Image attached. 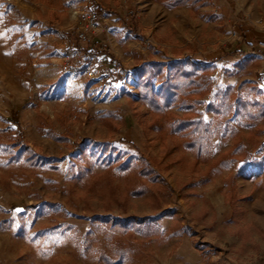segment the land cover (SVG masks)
Masks as SVG:
<instances>
[{
    "label": "crops",
    "instance_id": "1",
    "mask_svg": "<svg viewBox=\"0 0 264 264\" xmlns=\"http://www.w3.org/2000/svg\"><path fill=\"white\" fill-rule=\"evenodd\" d=\"M12 1L27 5L22 0ZM82 1L88 0H62L61 8L48 7L46 17L42 7L35 5L34 9L35 16H40L37 19L39 30L45 31L40 41L50 42L47 46L52 47L60 35L68 43L69 59L65 65L49 50V55L40 61L51 64L33 74L39 81L47 78L44 87L61 94L62 100L66 99V92L75 94L79 85L96 91L100 84L105 93L110 92L112 98L120 99L122 93L137 89L134 69L138 64L154 60L167 62L174 47L181 48L178 60H185L192 47L195 64L212 66L220 85H238L236 75L227 76L223 72L237 70L236 63L243 62L245 77H248L245 79L250 77L257 80L259 89L264 87V0H90L98 14L97 29L80 44L71 30L67 7ZM241 15L245 16V21L238 19ZM257 19H261L262 24H251ZM152 50L162 51L163 58L152 57ZM37 59L38 56L34 60ZM73 73L76 82L67 88L64 81ZM65 118L60 112L48 123L33 111L31 102L19 110L14 129L7 117L0 118L1 132H8L1 134L7 140L0 137V159L1 150L16 136L20 145L29 144L53 158L64 148L57 138L68 139L63 133L71 129L73 134L79 132L78 127L65 123ZM93 126H97L95 121ZM65 144L68 145L67 141ZM250 153L246 161L249 165L237 176L232 195L228 197V192L225 198L218 195L222 185L206 195L204 206L214 212V219L206 221V225H212V230L203 238L202 245L193 241V233L186 230L181 237L172 240L174 235L169 232L167 218H147L157 220L167 239L152 264H264V151ZM226 185L230 183L224 187ZM47 191L43 183L35 189L39 195ZM62 210L65 213L59 212ZM107 218L100 211L94 215L69 211L67 202L61 198H26L0 181V264H60L51 256L43 262L38 241H56L58 237H65L69 245L65 264H90L93 257L84 251V244L75 251L74 243L78 238L84 241L98 235L96 227L104 226ZM133 220L141 221L133 216L120 221L130 224ZM110 222L115 221L110 218ZM96 262L100 263L99 257Z\"/></svg>",
    "mask_w": 264,
    "mask_h": 264
},
{
    "label": "rangeland",
    "instance_id": "2",
    "mask_svg": "<svg viewBox=\"0 0 264 264\" xmlns=\"http://www.w3.org/2000/svg\"><path fill=\"white\" fill-rule=\"evenodd\" d=\"M22 2L27 5L20 6L16 1L0 0V118L7 117L8 121L18 123L19 110L31 102L33 111L38 116L42 115L46 122H53L58 114L63 112L66 115L65 123L78 127L79 132L75 131L73 134L71 129V131L63 133L68 139L60 137L62 141L56 140L64 148H60L53 158L39 153L29 144L20 145L19 143V147L44 157L43 163L32 164L26 161L24 156L11 153L15 148L11 143L8 144L7 149L1 150L0 181L7 183L26 198H61L67 202L69 211L74 213L82 212L94 215L100 211L107 215L105 225L96 227L98 235L94 234L90 238H85L84 241L78 238L77 243H74L75 251L83 247L82 243L84 244V251L89 254V257H93L90 264H96L97 257H99V264H107L104 260L106 253H109L113 260L117 258V254L106 246L104 236L114 232L113 226L123 224L126 226V232H116V237L123 243L125 241L133 243L135 250L127 252L121 257L118 264H138V254L141 257L139 264H152L156 252L167 239L166 232L162 231L157 220H147L149 217L160 216V218L169 219V232L174 235L172 240L181 237L186 230V233H193V241L202 245L203 238L208 235V231L212 230V225H206V221L210 222L214 219V212L211 213V209L204 206V200H207L206 195L211 194L215 187L219 188L221 185L223 189L218 195L225 198L226 192H228V197L231 193L233 194L237 176L249 165L246 161L251 155L250 152L264 151V114L259 116V107L249 105V109L257 115L254 124L236 125V128L240 130V136L249 157L244 163L238 162L236 166L225 169L221 173L210 174L206 173L207 163L195 164L191 151L173 149L174 145L180 141L178 134L170 136L165 133L163 139H160L155 131L146 129V123L151 120V115L148 106L138 101V88L133 89L132 93H122L120 99H115L111 97L110 92H104L101 84L96 87V91H91L90 87L79 85L75 94L64 99L66 102L54 103L50 106L54 111V117L49 118L48 114L40 108L42 104L48 105L49 103L41 101L34 94L33 74L36 66L33 63L35 57L38 56L35 62L45 63L48 67L50 62H43L40 59L49 55V50H53L56 57L59 56V52L65 51L66 53L65 44L67 41H64L60 35L52 47L47 46L50 42L40 41V35L45 34V31L39 30L37 19L40 16H35L34 9L35 5L42 7L46 17L49 16L48 7L61 8L62 0H22ZM238 19L245 21V16L241 15ZM251 24L260 25L262 20L251 21ZM191 49L186 53L188 57L185 61L195 64L196 56ZM152 53L154 54L152 57H161L163 52L152 50ZM179 56H181V48L174 47L169 61H176ZM150 62H156V60L145 63ZM234 67L237 70H225L223 74L236 75L240 81L238 85H220L215 80L212 68L211 90L202 98L203 104L198 106L195 118H201L205 123H210L213 112L207 109V104L214 101V94L217 90L232 86L237 92H241L240 87L243 83L245 85L242 94L247 96L249 102H252L253 99L262 101L264 108V95L254 96V91L250 87L254 84L258 86L257 80H251L250 77L249 80L245 79L248 77H245L243 62L236 63ZM69 69L73 71L71 68ZM75 76L76 74L73 73L69 78L70 84H75ZM152 87L154 92H157L159 83L154 79ZM260 90L264 92V87ZM42 91H47V88L44 87ZM218 102V106H222L224 103ZM169 110L176 117L190 113L189 110L180 107H171ZM111 112L115 113V116H111ZM229 119L232 124H235L234 113L229 116ZM94 121L97 123L96 127L93 126ZM9 125L13 129L15 128L14 123ZM1 131H3L2 128H0ZM5 133L8 132H1L0 137L7 140V137L1 135ZM79 137L81 140H78ZM14 138L11 137L10 141ZM17 138L19 139V137ZM66 141L68 145L65 144ZM231 145L230 137L219 135L212 138L211 157L216 158L221 152L227 151ZM66 148H72V150L66 151ZM128 156L138 159L150 157L159 162V166H154L153 162L151 164L156 173L155 182L165 187V198L159 207H153V201L147 195L131 196L128 201L124 202L121 195L125 188V178L117 169L111 174L107 183L101 182L93 191H90L93 177L103 173L108 166L115 167L120 161L119 159L123 160ZM50 162L51 165H49ZM239 168H242L243 171L237 175L236 171ZM234 169L235 171H233ZM227 171L230 172L224 177ZM42 183L49 191L39 195L35 189ZM226 183H230V185L224 187ZM110 188H113V196H109ZM230 205L231 207L234 205L232 200ZM59 212L65 213L63 210ZM128 216H133L141 221L133 220L130 224L120 221ZM110 218L115 222H110ZM118 220L119 222H116ZM138 224L156 225L159 233L153 232L148 238H142L141 232L133 230V227ZM183 224H185V228ZM173 229H176V233L173 232ZM138 240H142L140 246ZM38 241L41 243L43 262L51 256V259L56 258L58 263L65 264L66 247L69 246L65 237H58L56 241L53 239L49 242L45 239ZM175 245L173 246L175 247Z\"/></svg>",
    "mask_w": 264,
    "mask_h": 264
},
{
    "label": "trees",
    "instance_id": "3",
    "mask_svg": "<svg viewBox=\"0 0 264 264\" xmlns=\"http://www.w3.org/2000/svg\"><path fill=\"white\" fill-rule=\"evenodd\" d=\"M134 73L138 77V101L148 106L150 110L151 120L146 123L148 131H155L160 139H163L165 133L170 136L178 134L180 141L174 145L173 149L191 151L195 164L207 163L206 173L209 174L221 173L225 169L236 166L238 162L244 163L249 157L247 148L241 139L240 130L236 128V125H252L256 122L257 115L249 109L250 104L259 107V116L264 114V108L262 101L253 99L252 102H249L247 96L242 94L245 83L240 87L241 92H237L232 86L218 89L214 94V101L207 104V109L213 112L212 121L205 123L201 118L195 117L198 106L203 104L202 98L211 90L213 84L212 67L195 65L187 60H172L167 63L138 64ZM153 79L159 83L157 92H154L152 87ZM250 87L254 91V96L263 95L256 84ZM218 101L224 102L222 106L217 105ZM171 107L187 109L190 113L176 117L170 112ZM233 113L235 124H232L229 119ZM110 114L115 116L113 112ZM238 115L239 117H237ZM102 120L105 121L106 119ZM11 123L17 124V122L12 121ZM219 135L230 137L232 145L227 151L221 152L216 158H212L210 152L212 138ZM61 139L60 137L57 138L59 141H62ZM19 143L20 140L17 137L12 139L11 145L15 150L11 153L24 156L26 161L32 164L43 163L44 157L19 147ZM119 160L115 167L108 166L103 173L93 177L90 191H93L101 182L107 183L111 174L117 169L125 178V188L123 196L121 195L124 202L128 201L131 196L147 195L152 199L153 207H159L165 198V187L155 182L156 173L151 165L153 162L154 166H159V162L150 157L138 159L134 156ZM242 171L243 169L239 168L236 174L238 175ZM112 189L108 190L109 196H113ZM133 228V230L142 233V238H148L153 232L159 233L156 225L138 224ZM112 229L114 232L111 235L106 234L104 240L106 246L117 254V258L113 260L109 253H106L104 260L107 264H118L121 257L135 249L133 243L128 241L123 243L116 237V232H126L125 224L113 226ZM173 232L176 233V229H173ZM141 241L138 240L139 246L142 244ZM139 249L137 250L139 251ZM140 259V254H138V264Z\"/></svg>",
    "mask_w": 264,
    "mask_h": 264
},
{
    "label": "built area",
    "instance_id": "4",
    "mask_svg": "<svg viewBox=\"0 0 264 264\" xmlns=\"http://www.w3.org/2000/svg\"><path fill=\"white\" fill-rule=\"evenodd\" d=\"M67 14H68V20L70 22V26L72 31L75 33L76 41L78 43H85L88 39V35L90 32L97 29V18L98 14L97 11L94 9V5L92 1H82L78 4H70L67 8ZM67 43L65 44V49H67ZM59 57L62 61L66 64L68 62V55L65 53V51L58 53ZM36 60H34L33 65L36 66L34 75H36L39 71H44L47 68V65L45 63H36ZM72 76V74H69L65 81V87L69 88L73 86V84L69 83V78ZM34 78L35 88H34V94L37 96L41 101L48 102L49 104L41 105L40 108L48 114L49 118L54 117V111L50 107L54 103H61L65 100L61 99V94L57 93L56 91H42L44 86L47 85V79L43 78L40 81ZM67 97L69 98L72 95L68 92ZM66 102V101H65Z\"/></svg>",
    "mask_w": 264,
    "mask_h": 264
},
{
    "label": "snow or ice",
    "instance_id": "5",
    "mask_svg": "<svg viewBox=\"0 0 264 264\" xmlns=\"http://www.w3.org/2000/svg\"><path fill=\"white\" fill-rule=\"evenodd\" d=\"M17 211H21V210L18 209Z\"/></svg>",
    "mask_w": 264,
    "mask_h": 264
}]
</instances>
